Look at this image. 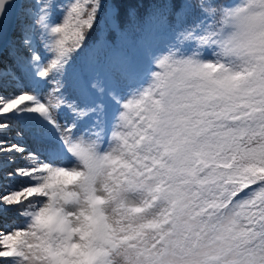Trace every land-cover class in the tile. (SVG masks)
<instances>
[{
    "label": "snow or ice",
    "instance_id": "obj_1",
    "mask_svg": "<svg viewBox=\"0 0 264 264\" xmlns=\"http://www.w3.org/2000/svg\"><path fill=\"white\" fill-rule=\"evenodd\" d=\"M0 264H264V0H0Z\"/></svg>",
    "mask_w": 264,
    "mask_h": 264
}]
</instances>
